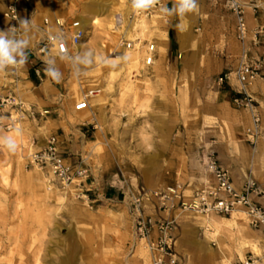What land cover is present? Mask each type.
Instances as JSON below:
<instances>
[{"label": "rangeland", "instance_id": "obj_1", "mask_svg": "<svg viewBox=\"0 0 264 264\" xmlns=\"http://www.w3.org/2000/svg\"><path fill=\"white\" fill-rule=\"evenodd\" d=\"M14 1L0 0L1 13ZM85 1L26 0L28 25L20 23L23 17L11 21L3 16L0 36L15 46L34 33L33 47L43 37L39 25L44 17L56 13L76 18L84 14ZM127 1L93 0L104 13L87 27L80 52L76 49L70 56L50 58L59 73L54 84L47 79L34 80L30 71L27 76L19 63L0 72V99L5 95L13 98L11 104H0V140L12 137L17 145L15 152L0 146V259L7 264H152L149 239L136 234L130 212L131 201L138 196L142 218L169 225V244L182 264H235L245 257H250L252 264H264V233L250 225L242 208L224 217L183 209L178 203L189 202L194 190L213 181L206 167L208 158L223 168V162L235 163L243 170L244 183L251 180L264 185V175L246 176L252 166L264 174V151L256 147L261 141L248 140L251 114L232 105L215 83L222 37L207 33L205 24L224 17L229 10L223 0H198V11L177 21L162 10L164 5L172 8L175 0H158L152 7V18L143 17L145 26L129 33L123 26L125 37L139 38L140 43L131 49L118 47L117 51L120 29L113 15L122 14ZM236 1L244 7L245 40L255 42L258 37L254 38V33L264 32V26L249 28L245 6L257 16L259 5ZM170 27L175 29L176 38L180 34L186 42L179 48L176 39L183 65L197 34L195 63L192 49L186 66L179 61L166 63L164 31L168 41L170 34L171 48L176 50L175 31ZM143 42L155 44L158 58L151 69L144 65ZM58 62L61 65L57 66ZM46 66L49 64L43 68ZM257 72L244 89L264 121V97L250 91L260 82L258 87L264 93V74L258 68ZM231 77L235 83L231 90L236 94L242 89L234 71ZM94 87L100 92L88 99L86 108L76 111L81 93ZM16 103H21L23 116L14 128L6 129L3 125L9 114L18 112L12 105ZM50 134L57 137L61 150L85 158L91 191L109 189L118 193V200L94 201L91 191L88 199L83 198L74 183L62 186L45 170L29 165L28 155ZM161 151L179 161L174 174L166 171V163L160 167ZM173 186H177L178 195L171 207H165L158 194ZM233 216L232 225L220 229L208 223V218L223 222ZM152 234L156 236V231ZM207 244L215 252L205 253L202 249ZM144 248L149 263L143 256Z\"/></svg>", "mask_w": 264, "mask_h": 264}, {"label": "built area", "instance_id": "obj_2", "mask_svg": "<svg viewBox=\"0 0 264 264\" xmlns=\"http://www.w3.org/2000/svg\"><path fill=\"white\" fill-rule=\"evenodd\" d=\"M225 7L235 17V37L240 42L245 40L246 24L244 18V7L236 0H223ZM128 6L131 13L128 19L140 17H151L152 7L143 10L135 11L131 6V0H128ZM4 17L11 21H16L18 12L16 2L8 3ZM115 26L120 30V41L115 45L116 50L120 51L118 47L131 49L139 42V38H126L125 29L128 26L123 21V16L117 12L113 18ZM126 25V26H125ZM125 29H124V27ZM40 30L43 37L37 42L35 46L36 61L33 65V70L36 75L44 72L43 68L47 62L43 56H70L75 53V46L81 44L86 35V28L79 20L74 17L68 19L55 17L50 19L44 17L40 25ZM257 31L254 33V38L257 37ZM6 38L5 36H3ZM145 46L144 65L149 67L155 60V44L143 42ZM46 62V63H45ZM230 72L222 73L215 79L217 86H223L229 79ZM235 78L241 86L240 91L232 97V102L235 107H243L248 109L252 118V128L248 133V140L251 143L257 141L264 142V121L261 120L260 114L257 112V106L253 100L246 93L244 89L245 84L258 75L257 67L248 62L241 61L234 71ZM100 92V88H88L81 93V97L76 103L75 109L82 110L87 107L88 99ZM13 103L11 96H6L0 99V104ZM17 106V113L15 116L9 114L8 122L3 126L6 129L14 128L17 124V119L23 116L21 103L12 104ZM32 114L31 110H27ZM29 165L37 166L51 174L52 181L65 186L75 184L79 188V192L83 198L88 199L90 190V171L85 162V158L79 155L65 156L60 148L58 139L55 135H49L44 144L34 149L28 155ZM206 167L212 176V182L203 185L201 188L193 191L189 202L179 200L180 206L183 209H191L201 214H216L219 216H230L238 208H242L244 213L248 216L250 225L264 233V204L255 202L251 196L264 197V185L256 184L251 180H247L240 189L235 188L231 176L228 171L224 169L215 159L208 158ZM159 198L162 205L171 207L173 198L177 197V186L166 187L165 190L159 192ZM112 199L111 197H109ZM117 199V197L115 198ZM114 199V200H115ZM140 197L132 199L130 204V212L133 216L135 232L137 235L144 238L150 236L151 231H156V237L149 239L148 248L151 255L152 264H182L177 255L172 250L169 240L170 227L164 222H152L150 219L146 220L140 216ZM235 264H252L250 257H245L244 260Z\"/></svg>", "mask_w": 264, "mask_h": 264}, {"label": "crops", "instance_id": "obj_3", "mask_svg": "<svg viewBox=\"0 0 264 264\" xmlns=\"http://www.w3.org/2000/svg\"><path fill=\"white\" fill-rule=\"evenodd\" d=\"M25 1L26 0H17L16 8H17V12H18V17L19 18L23 17L24 20H28L27 16H26V12H25L26 11ZM170 1H172V0H169L168 3ZM243 1L254 2V3L259 5L257 16H255L254 12L250 11V9H251L250 6H248V5L245 6V17H246V21H247L249 28L252 29V28L264 26V0H243ZM1 10H2V5L0 4V22L3 23L4 22L3 20L5 18L3 17L4 15H2V14H4V12L2 11V13H1ZM200 11H202L201 4H200ZM200 16H201V14H200ZM55 17L64 18V19L70 18L69 16H67V17H60L59 15L57 16L56 13L49 16L48 18L53 19ZM174 18L178 21V19L180 17L174 15ZM198 19H199V17H198ZM198 19L192 26L193 31H195L194 26L196 24L198 26V22H199ZM200 24H201V22H200ZM40 25H39V28H40ZM170 28L174 29L173 27H170ZM205 28H206L205 30L207 31V33L212 32L214 34H218V36L220 34L222 37V39H221L222 45L219 46L222 56H220V60H219L220 69L218 70L217 76H219L222 73H226V72H230L232 74V71L236 70V68L238 67V65L240 64L241 61H244V62L251 61V62L255 63L258 70H259V73L264 74V32H261L258 34V36H257L258 39H256L257 41H255V42L252 41V39H248V40H244L243 42H240L235 37V30H234V28H235V17L230 11L224 13V17H222V18H219V16L215 17L213 19L212 23L205 24ZM1 30L3 31L4 28H0V31ZM174 31H175V29H174ZM86 33H87V28H86ZM168 33H169V28H168ZM33 37H34V33L29 34V36L26 38L25 41H19L18 42L19 47L17 49L16 58L18 59V61L22 58L21 55H19V53H23V56L26 57V62L23 64V66H24L23 70L26 72L27 76L29 75V71H30L31 72L30 74L32 75L34 80L38 79V80L42 81L44 79H47L50 84H52L51 82H53V84H54L55 79L52 76H50L49 74H47L46 71L41 72L39 75H36L34 73L33 65H34V62L36 61L35 57L37 56V54L33 50L35 49V46L37 43L34 44L33 47L31 46L32 41H33ZM170 38L171 37L169 34V41H168V35H167V40L165 42V48H166V51L168 53V58H167V62H166L167 64L168 63L169 64H175L179 61L180 65L186 66L189 62V50L190 49H192L191 60L193 61V63L196 62L197 57L195 55L196 54L195 53V45H196L195 43H196L197 34H196V38H195L193 44L189 45L187 48V56H186L187 62L185 65H183L181 63V60L179 59L180 52L178 51V42L176 40L177 39L176 38V31H175V36H174L175 42H176L175 52L171 48V39ZM218 42H220V41H218ZM29 47H31V49ZM51 57L52 56H43V59L49 64L48 67L46 66L47 68L55 69L54 66L50 62ZM157 58H158V55L156 54V51H155V60L154 61H156ZM154 63L155 62H153V64L151 66L147 67L146 69H151V67L154 65ZM231 74L229 76L228 81L223 86H217V87L221 90L220 92L222 94L227 95V97L230 100V103H232V105H234L232 102V97L234 95L233 94L234 92L231 89L235 83H234V79L231 77ZM259 85H260V82H257L251 88L250 91L256 97L262 98V97H264V93H262L260 91V89L258 87ZM222 90H224V91H222ZM76 111H79V110H76ZM94 133L95 132H93V134ZM50 135H53V134H50ZM81 135L84 136V133L81 132ZM45 139L43 140V144H44ZM257 146H261L262 151H264V142H261L259 145H256V147ZM59 148H60V145H59ZM61 152L65 156H70V155L75 154L74 152H70L69 150H61ZM159 160H160V167L162 169L166 163L165 167L168 169V170L166 169L167 172H170V174H174L175 172H177V169H178L180 163L175 158H172V155H170L169 152L161 151ZM173 160H175V161H173ZM223 163L225 165L224 168L227 169L228 171H230V175H231L233 185L235 186V188L240 189L244 184V182H243L244 181L243 180L244 174L242 173L243 170L240 169V167L237 166L235 163H228V162L227 163L223 162ZM256 174H257V176L264 175V174H262V172L256 171L252 166L250 168V173H248L246 176L251 177V175H252L253 177H255ZM260 184H262V183H260ZM90 196L94 198V201H103L104 200L105 202H108V201H113L116 197H117V199H115V200H118V193L114 192L112 190H109V189L101 191L100 188H92ZM109 197H111L112 199H110ZM251 198L255 202H258L260 204H264V197H262V196H254ZM217 222H219V221H217ZM154 237H156V236L154 234H152L149 236V239L150 240L154 239ZM204 247H206V245Z\"/></svg>", "mask_w": 264, "mask_h": 264}, {"label": "clouds", "instance_id": "obj_4", "mask_svg": "<svg viewBox=\"0 0 264 264\" xmlns=\"http://www.w3.org/2000/svg\"><path fill=\"white\" fill-rule=\"evenodd\" d=\"M157 2L158 0H131V6L135 11L139 12L153 7ZM162 10L166 15H175L184 18L187 14L198 11V0H175L172 8L164 5ZM20 23L23 26H27L29 21L22 20ZM18 47V44L14 46L6 38L0 36V72L9 67H15L18 63L23 65L26 62V57L23 56V53H19L22 58L19 61L17 60L15 54L17 53ZM45 71L54 79H59L57 70L46 67ZM0 146L6 147L11 152H15L17 147L12 137H6L0 140Z\"/></svg>", "mask_w": 264, "mask_h": 264}, {"label": "bare ground", "instance_id": "obj_5", "mask_svg": "<svg viewBox=\"0 0 264 264\" xmlns=\"http://www.w3.org/2000/svg\"><path fill=\"white\" fill-rule=\"evenodd\" d=\"M121 11H122V16H123V20H124V22H125V24H127L128 26H127V28H128V33L130 32V31H133L134 29H136L138 26H139V28L140 27H142V26H145L146 25V23H145V19L143 18V17H140V18H134L133 20H130V19H128V16H129V14L131 13V10H130V7L128 6V3H126L125 2V4L124 5H122V8H121ZM83 12H84V14H78V15H76V19L77 20H79L80 22H81V24L85 27V28H87V27H89V26H92V25H94V24H96L97 23V21H98V18H101V16H102V14L104 13V10L103 9H101L100 7L97 9V6L95 5V4H93V0H86L85 1V5H84V10H83ZM114 16V15H113ZM152 18V17H151ZM194 19V18H193ZM154 20L155 19H150L149 20V22H154ZM190 30V29H189ZM181 32V31H180ZM163 36H164V38H165V41H164V45H165V42H166V38H167V35H166V33H165V31H164V34H163ZM177 40H178V42H179V48H182L183 47V45H185V41H184V38H183V36L182 35H180V34H178L177 35ZM188 42V41H187ZM76 49H77V52H80L81 51V44H79V45H77V46H75V52H76ZM56 56V55H55ZM56 63V62H55ZM59 63V64H58ZM56 65L57 66H59V65H61L60 64V62H58ZM35 167H37V166H35ZM21 168L24 170V168H23V166H21ZM39 169V168H38ZM26 170V172L28 173V175H33V171L32 170H30V171H28L27 169H25ZM227 170V169H226ZM39 171V170H38ZM38 171H35V173L37 172L38 174H39V172ZM228 171V170H227ZM228 173H229V171H228ZM49 174V173H48ZM50 176H51V174H49ZM229 175H230V173H229ZM36 176V175H35ZM52 177V176H51ZM249 179H251V178H249ZM45 180V179H44ZM39 181V180H38ZM43 182V181H42ZM40 183V182H39ZM45 184V183H44ZM43 184V185H44ZM65 186H68L69 187V185H65ZM41 189H43V188H41ZM152 208V207H151ZM153 210V209H152ZM148 212H149V210H148ZM194 217H196V215L195 214H192ZM193 217V218H194ZM198 217V216H197ZM234 217L235 216H233V217H229V218H226V219H223V222H217V221H215V220H213V219H209L208 218V223H209V225L212 227V228H214V229H220V227H222V226H224V225H226V226H229V225H232V222H234ZM239 217H240V214H239ZM236 218H237V216H236ZM235 218V219H236ZM238 219V218H237ZM240 219V218H239ZM238 219V220H239ZM237 223V222H236ZM235 223V224H236ZM205 224V223H204ZM233 225H234V223H233ZM231 228V227H230ZM147 246V245H146ZM145 246V247H146ZM139 248V247H138ZM141 249V248H140ZM202 250H204V252L205 253H213V252H215V248H213L211 245H206V247H204V249H202ZM3 256V255H2ZM143 256L145 257V259L147 260V262H148V257H146V251H145V248H144V250H143ZM2 258V257H1ZM5 257L3 256V259H4ZM231 259V258H230ZM7 260V259H6ZM6 260H4V261H6ZM144 260V259H143ZM10 261V260H9ZM145 261V260H144ZM6 263V262H5ZM5 263H3V260H1L0 259V264H5ZM13 263H14V261H13ZM149 263V262H148ZM7 264V263H6ZM10 264V263H9ZM145 264V263H144Z\"/></svg>", "mask_w": 264, "mask_h": 264}]
</instances>
